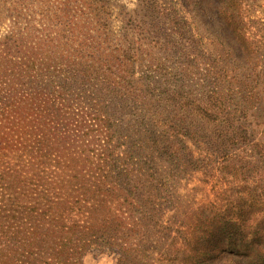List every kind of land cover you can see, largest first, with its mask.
<instances>
[{
	"label": "trees",
	"instance_id": "16d2710c",
	"mask_svg": "<svg viewBox=\"0 0 264 264\" xmlns=\"http://www.w3.org/2000/svg\"><path fill=\"white\" fill-rule=\"evenodd\" d=\"M89 1L36 8L15 0L8 10L11 26L0 36V264H82L93 250L140 264L136 242L152 231L163 264H216V251L237 258L225 264H264V188L254 186L264 146L253 91H235L216 57L197 69L194 101L168 80L140 85L142 23L133 40L115 43L89 16L99 0ZM241 1L195 8L243 49L251 43ZM153 11L160 30L168 15ZM169 23L166 37L194 40L184 18ZM204 158L241 179L235 201L207 219L209 228L167 226L173 180Z\"/></svg>",
	"mask_w": 264,
	"mask_h": 264
},
{
	"label": "rangeland",
	"instance_id": "374dc122",
	"mask_svg": "<svg viewBox=\"0 0 264 264\" xmlns=\"http://www.w3.org/2000/svg\"><path fill=\"white\" fill-rule=\"evenodd\" d=\"M197 1L202 2V0H99L93 5L95 13L89 12V16L97 26H101L98 29L108 34L115 43L125 36H128V42L133 40L135 26L142 23L139 38L144 47L136 66L135 80L144 86L168 80L173 86L183 88L182 96L186 102L194 101V94L199 92L197 69H207L209 60L216 57L235 91L245 93L253 91L255 115L253 126L256 140L264 146V0L241 1V17L244 21L241 29L251 43L243 45V49L233 35L222 34V31L219 33L210 18L201 17L203 14L201 12L199 14L195 8ZM75 2L91 4L89 0H21L23 6L31 5L36 8L44 4L57 8ZM14 4L15 0H0V36L11 26L7 14ZM157 7H161L168 15V18L161 20L160 30L154 29L156 15L153 9ZM176 17L188 21L186 28L192 32L188 37L193 36L197 42H194L193 38H186L183 42L176 36L164 35L162 30L167 29L169 22ZM176 45L184 49H177ZM178 71L182 72L183 79L177 76ZM202 164L198 171H190L187 177L173 180L174 205L167 211V218L163 219L169 220V223L166 222L167 226L179 224L180 227L187 226L185 228H209L207 219L214 218L217 211L228 212L235 201L241 179H236L234 173L229 170L223 174L220 163L214 159L204 158ZM261 178L262 182L254 186L264 188L263 174ZM174 228L179 227L175 225ZM171 233L174 236V233ZM158 236L159 234L156 235L154 231L148 235L143 232V237L136 242L141 245V249L134 253L135 261L140 264H163L159 261L163 244ZM227 255L229 254L216 251V264H225L227 260L237 261L236 257ZM82 264H119V254L116 250L104 253L89 251L83 257Z\"/></svg>",
	"mask_w": 264,
	"mask_h": 264
}]
</instances>
